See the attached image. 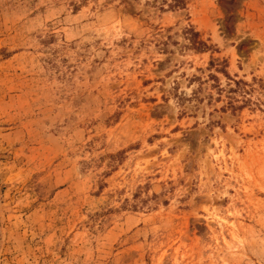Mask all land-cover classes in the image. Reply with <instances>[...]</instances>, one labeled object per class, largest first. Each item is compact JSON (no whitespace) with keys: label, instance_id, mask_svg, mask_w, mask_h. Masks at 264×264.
Instances as JSON below:
<instances>
[{"label":"rangeland","instance_id":"obj_1","mask_svg":"<svg viewBox=\"0 0 264 264\" xmlns=\"http://www.w3.org/2000/svg\"><path fill=\"white\" fill-rule=\"evenodd\" d=\"M173 1L0 0V264H264V0Z\"/></svg>","mask_w":264,"mask_h":264},{"label":"trees","instance_id":"obj_2","mask_svg":"<svg viewBox=\"0 0 264 264\" xmlns=\"http://www.w3.org/2000/svg\"><path fill=\"white\" fill-rule=\"evenodd\" d=\"M173 3L174 4H178V5H182L183 4V0H174L173 1ZM192 45L194 46V47H196V49H203V48H205L206 46H205V44L203 43V42H200V41H197V40H192ZM233 84H234V88H232V87H230L229 88V90H228V93H234L236 90H240L242 87V82H240V81H233ZM218 90H219V94H221V92H222V90L220 89V88H218ZM228 100H229V102H227V104H228V106L227 107H230V109L231 110H235V109H238L240 106H236V104H235V100H234V97H228Z\"/></svg>","mask_w":264,"mask_h":264}]
</instances>
